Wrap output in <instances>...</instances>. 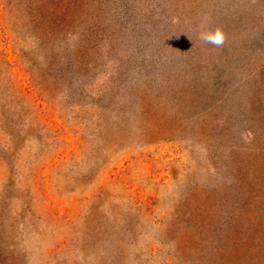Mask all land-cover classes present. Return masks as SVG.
Instances as JSON below:
<instances>
[{
    "label": "rangeland",
    "instance_id": "rangeland-1",
    "mask_svg": "<svg viewBox=\"0 0 264 264\" xmlns=\"http://www.w3.org/2000/svg\"><path fill=\"white\" fill-rule=\"evenodd\" d=\"M49 1L0 0V264H194L204 207L264 264V0Z\"/></svg>",
    "mask_w": 264,
    "mask_h": 264
},
{
    "label": "trees",
    "instance_id": "trees-1",
    "mask_svg": "<svg viewBox=\"0 0 264 264\" xmlns=\"http://www.w3.org/2000/svg\"><path fill=\"white\" fill-rule=\"evenodd\" d=\"M35 1L38 3L41 0ZM54 1H58V3H61L62 0H51L49 1V6L55 7L52 6ZM33 7V4H31L30 6L27 4V8L30 9V13H32L30 16L31 20L34 21V24L38 23L40 25H45V23H47L45 21V15L42 16L41 14H38ZM42 43L44 44L45 42ZM1 63L2 62L0 61V109L3 105H6V103H8L7 101L3 100L4 98H8L7 96H5V90H8V93L11 94L9 89L4 88ZM8 111L9 110H0V121L5 122L8 117V119L10 120V124L15 126V124L17 123L16 119L13 115L8 114ZM255 170L258 169L255 167L254 171ZM260 205V214L263 215L264 201ZM213 214L214 213L211 212L209 208H196L195 210H186L185 212H183L182 219H180L182 226L189 233L192 246L195 248L194 252L191 251L192 253L190 257L194 264H231V261H229L227 257V248L230 240L227 226H220L219 220H217L215 214Z\"/></svg>",
    "mask_w": 264,
    "mask_h": 264
},
{
    "label": "clouds",
    "instance_id": "clouds-1",
    "mask_svg": "<svg viewBox=\"0 0 264 264\" xmlns=\"http://www.w3.org/2000/svg\"><path fill=\"white\" fill-rule=\"evenodd\" d=\"M198 38L205 44L212 45L214 47H222L225 43V34L219 28H209L205 27L198 34Z\"/></svg>",
    "mask_w": 264,
    "mask_h": 264
}]
</instances>
